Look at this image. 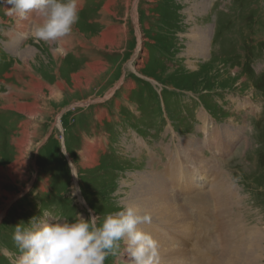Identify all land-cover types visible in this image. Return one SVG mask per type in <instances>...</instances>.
I'll return each instance as SVG.
<instances>
[{"label": "rangeland", "instance_id": "rangeland-1", "mask_svg": "<svg viewBox=\"0 0 264 264\" xmlns=\"http://www.w3.org/2000/svg\"><path fill=\"white\" fill-rule=\"evenodd\" d=\"M78 6L73 32L51 46L32 38L31 16L23 31L0 0V264L20 255L17 224L43 212L147 211L138 184L159 176L189 214L174 221L154 211L155 226L140 225L182 248V259L161 264H245L244 253L225 254L222 236L244 243L252 229L262 244L250 261L264 264V0ZM34 83L45 97L28 92ZM34 101V115L17 106ZM89 144L94 162L81 157Z\"/></svg>", "mask_w": 264, "mask_h": 264}, {"label": "clouds", "instance_id": "clouds-1", "mask_svg": "<svg viewBox=\"0 0 264 264\" xmlns=\"http://www.w3.org/2000/svg\"><path fill=\"white\" fill-rule=\"evenodd\" d=\"M5 3L11 6L6 15L15 17L18 26L30 16L35 20L31 36L38 43L51 44L70 35L79 20L78 0ZM151 222V213L134 205L102 218L78 213L69 219L43 212L15 226L12 240L20 252L16 264H105L109 257H121L126 264H159V242L140 227Z\"/></svg>", "mask_w": 264, "mask_h": 264}, {"label": "bare ground", "instance_id": "bare-ground-1", "mask_svg": "<svg viewBox=\"0 0 264 264\" xmlns=\"http://www.w3.org/2000/svg\"><path fill=\"white\" fill-rule=\"evenodd\" d=\"M201 2V1H200ZM110 3V2H109ZM202 6V5H201ZM106 7V6H105ZM30 21V20H29ZM28 25L29 24H27V25H24V24H22V26H18V24H17V26L19 27V28H21L23 31H25L26 29H28ZM204 37H206V39L205 40H203L201 43H205V41L206 40H208V36H207V34L205 33V36ZM61 40V39H60ZM60 40L59 41H56V42H52L50 45L51 46H54L53 44H55V43H58V42H60ZM201 40V39H200ZM62 43V42H61ZM62 45V44H61ZM67 49V48H66ZM54 50V49H53ZM69 50V49H68ZM55 56H57L58 54H60L58 51L57 52H52ZM41 56V55H40ZM35 90H37V91H35ZM43 90V88H42V84L40 85V84H36V83H34L33 84V86L28 90V92H31V93H35L36 94V92H37V96H38V98H41V97H45V94H44V92L42 91ZM37 103H36V101H34V104H27V105H23V104H18L17 106H18V108L21 110V111H25V112H27L28 114H31V115H34L35 114V108H36V111H37V105H36ZM116 106V105H115ZM24 134L25 135H27V133H25L24 132ZM230 140V139H229ZM209 143V142H208ZM235 143V142H234ZM94 144V143H93ZM191 146H192V144H190ZM95 146L94 145H91V144H89V145H87L84 149H83V151L84 152H82L81 153V157L83 158V160L85 159V160H87V161H89V162H94L96 159H97V156L95 155ZM205 156V155H204ZM181 158V157H180ZM193 159H195L194 157H193ZM202 161H203V159H202ZM202 161H200V162H202ZM206 162V161H205ZM176 165L178 164V163H176V162H174ZM90 165V164H89ZM181 165H182V163H181ZM175 166V165H174ZM200 166H202V167H204V166H206V164L203 162V163H200ZM204 173L205 172H202V173H198V176L197 177H199V179H204L205 178V176H204ZM176 174H177V171H176ZM157 175V174H156ZM220 176V175H219ZM218 176V177H219ZM155 180V182L154 183H150L146 178H144V182H140L138 185H141V188L142 189H144V190H146V192L149 194L148 196H149V199H148V202L146 203V204H144V206L146 207V208H148L149 210H147V212H154V211H157V214L159 215V216H162L163 215V217H165V218H167L168 220L169 219H171V220H174V221H177L176 219H178L179 217H183V218H185L186 216H187V214H188V211L186 210V208H184L182 205L181 206H179L180 208H177L175 205H176V203L174 202V201H171V199L170 198H168V196H167V191H168V189L166 188V186L164 185V183H160V181L162 180L161 179V176H159V177H157L156 179H154ZM218 180V179H217ZM162 182V181H161ZM216 183V182H215ZM214 183V184H215ZM213 184V185H214ZM223 184H224V186H223ZM142 185H144V186H142ZM216 186V185H215ZM218 187V186H217ZM232 187V186H231ZM155 190V191H157V195L160 197V198H158L156 195H155V191L153 190V189ZM226 188H228V186L227 185H225V183H224V181H222L221 183H220V190L221 189H226ZM133 189H135V188H133ZM216 189V188H215ZM140 190V189H139ZM230 190H231V188H230ZM134 191V190H133ZM236 191V190H235ZM144 192V191H143ZM224 192V191H223ZM231 193H232V190H231ZM132 194H133V192H132ZM143 194V193H142ZM216 194V193H215ZM215 194H213L214 196H216ZM144 195V194H143ZM234 195V194H233ZM228 196V195H227ZM226 196V197H227ZM219 197V196H218ZM217 197V198H218ZM131 199V198H130ZM136 199V198H135ZM216 199V198H215ZM230 199V198H229ZM228 202V201H227ZM220 204V203H219ZM221 205V204H220ZM219 205V206H220ZM228 204H223V207H225V206H227ZM134 206H136V205H134ZM144 207V208H145ZM141 208V207H140ZM159 211V212H158ZM227 211V210H226ZM152 214V213H151ZM189 215V214H188ZM232 216H234L233 214H232ZM231 216V218H233ZM153 217V216H152ZM162 217V218H163ZM188 217V216H187ZM228 217V216H227ZM161 218V219H162ZM231 218H229V221L228 222H230V219ZM236 218V217H235ZM160 219V218H159ZM166 220V219H165ZM164 220V221H165ZM191 220V219H190ZM161 221V220H160ZM219 221V220H218ZM236 223H237V221L236 220H234ZM157 222H159V221H157ZM167 222V221H166ZM225 222H226V220H225V217H221L220 218V223H222V224H225ZM169 223V222H168ZM171 223V222H170ZM165 224V223H164ZM150 225H152V224H150ZM160 225V224H159ZM166 225H167V223H166ZM173 225V224H172ZM179 225H180V223H179ZM236 225V224H235ZM152 226H155V225H152ZM178 226V225H177ZM181 226V225H180ZM238 226V225H237ZM158 227V226H157ZM161 228H163V227H161ZM256 228V227H255ZM158 229V228H157ZM165 229V228H164ZM237 230V229H236ZM146 231H149V230H147L146 229ZM239 231V230H238ZM149 232H151L153 235H155L156 237H157V235L155 234V231H149ZM160 232H165V231H160ZM243 232V231H242ZM250 233H251V236L250 237H246V239H245V241L246 242H242L243 241V239L242 240H239V241H236V240H234V241H236V242H233V245H231L230 243V238H229V240H228V236H222V238L224 239V240H226V242H223V244H225L224 245V247H225V254L227 253V254H230L231 256H235L236 258H239L241 255H243V253H244V255L246 256V258H245V264H253V263H251V261H250V257L252 256V255H254V257H255V259H257V256H256V253H257V250L260 248V246H261V244H262V241H260V239H259V241L257 240V237H255L254 235L255 234H257L258 232H256L255 230H253L252 229V231H249ZM220 233V232H219ZM217 234V237H219V236H221V234ZM248 233V232H247ZM231 234V233H230ZM234 233L232 232V235H233ZM240 234H242V233H240ZM249 235V234H248ZM167 236H169V234H167L166 235V237ZM155 237V238H156ZM157 239V241L159 242V264H161V262H169L168 260L170 259V256H175L176 254H178V256H176V257H174V259H176V258H178V257H180L181 259L184 257V252H183V250H182V248H180V250H178V249H175L174 247H173V244L172 243H170V241L168 240V239H166V238H160V239H158V238H156ZM216 239V238H215ZM255 244H256V248L254 249V247H255ZM246 245V246H245ZM223 247V246H222ZM228 247H231L230 249L231 250H229V251H226V248H228ZM254 249V250H253ZM210 252V251H209ZM171 254V255H170ZM222 256V255H221ZM210 258V257H209ZM208 258V259H209ZM163 259H165V260H163ZM218 259L219 258H217L216 259V261L213 263V264H217V262H218ZM221 259H223V260H226L227 261V263H230L231 262V258H228V259H225V257L223 258V257H221L220 258V260ZM243 260V259H242ZM200 261V260H199ZM210 261V260H209ZM175 262V261H174ZM203 262H205V261H203ZM208 262V261H207ZM184 263V262H183ZM199 263V262H198ZM219 263V262H218Z\"/></svg>", "mask_w": 264, "mask_h": 264}]
</instances>
